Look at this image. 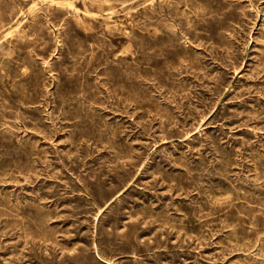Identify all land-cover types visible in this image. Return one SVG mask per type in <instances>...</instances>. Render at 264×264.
Listing matches in <instances>:
<instances>
[{
    "label": "rangeland",
    "instance_id": "374dc122",
    "mask_svg": "<svg viewBox=\"0 0 264 264\" xmlns=\"http://www.w3.org/2000/svg\"><path fill=\"white\" fill-rule=\"evenodd\" d=\"M0 69V264H264V0H0Z\"/></svg>",
    "mask_w": 264,
    "mask_h": 264
},
{
    "label": "bare ground",
    "instance_id": "6f19581e",
    "mask_svg": "<svg viewBox=\"0 0 264 264\" xmlns=\"http://www.w3.org/2000/svg\"><path fill=\"white\" fill-rule=\"evenodd\" d=\"M69 2V1H68ZM64 5V4H63ZM261 9V8H260ZM6 28V27H5ZM13 34V33H12ZM4 35V34H3ZM1 70V69H0ZM238 72V71H237ZM53 117V116H52Z\"/></svg>",
    "mask_w": 264,
    "mask_h": 264
}]
</instances>
